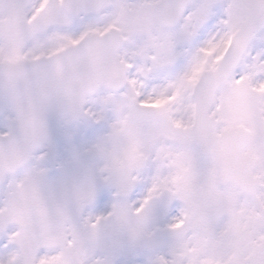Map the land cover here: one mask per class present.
<instances>
[{
  "label": "snow or ice",
  "instance_id": "obj_1",
  "mask_svg": "<svg viewBox=\"0 0 264 264\" xmlns=\"http://www.w3.org/2000/svg\"><path fill=\"white\" fill-rule=\"evenodd\" d=\"M0 264H264V0H0Z\"/></svg>",
  "mask_w": 264,
  "mask_h": 264
}]
</instances>
